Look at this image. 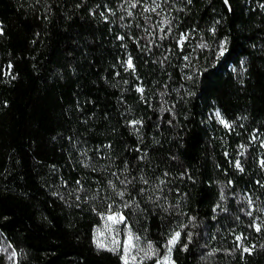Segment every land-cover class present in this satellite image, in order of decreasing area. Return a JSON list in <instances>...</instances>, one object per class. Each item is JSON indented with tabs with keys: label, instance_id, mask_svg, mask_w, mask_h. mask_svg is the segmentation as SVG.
Returning <instances> with one entry per match:
<instances>
[{
	"label": "trees",
	"instance_id": "obj_1",
	"mask_svg": "<svg viewBox=\"0 0 264 264\" xmlns=\"http://www.w3.org/2000/svg\"><path fill=\"white\" fill-rule=\"evenodd\" d=\"M0 29L17 264H124L94 239L116 213L179 232L175 264H264V0H0Z\"/></svg>",
	"mask_w": 264,
	"mask_h": 264
},
{
	"label": "rangeland",
	"instance_id": "obj_2",
	"mask_svg": "<svg viewBox=\"0 0 264 264\" xmlns=\"http://www.w3.org/2000/svg\"><path fill=\"white\" fill-rule=\"evenodd\" d=\"M190 67L197 69L198 66L195 63H190ZM217 112L219 111L216 110L213 112L212 118L216 120L218 124L224 126V124L221 123V119L224 121L226 120L222 117L220 112V116L218 118L216 115ZM262 148L264 150V142L262 143ZM107 216L109 215L104 216L102 224L97 227L94 232L95 244L96 246L98 243L101 245L100 247H97L98 249L108 250L116 247L113 243L114 239L119 240L120 247L117 251H120L123 255V244L127 239V232L130 228L125 221L124 223L113 225L111 221L106 219ZM149 244L151 243L143 241L139 238L137 246L129 255V264H175L172 259L174 246H170L168 244L165 248L159 249L151 244L153 252L150 254V258H146L145 251L147 250ZM169 247H171V252H169ZM132 256H135L136 258L133 260L131 259ZM165 257H168L167 261H165ZM0 264H17V254L9 247L6 241H2L0 244Z\"/></svg>",
	"mask_w": 264,
	"mask_h": 264
},
{
	"label": "snow or ice",
	"instance_id": "obj_3",
	"mask_svg": "<svg viewBox=\"0 0 264 264\" xmlns=\"http://www.w3.org/2000/svg\"><path fill=\"white\" fill-rule=\"evenodd\" d=\"M225 2H227V0H225ZM132 7H135L136 5L133 4L131 5ZM159 7V4H156L154 8L151 9V11H155L156 8ZM149 9H145V11H148ZM167 23V21H165ZM161 31H163V29H161ZM185 37H182L181 40L179 41V43L182 45L183 44V41H184ZM200 47H206V45H200ZM223 49H224V45L222 44L221 45V55H223ZM128 67L129 68H132V62H131V58H129V61H128ZM138 91H143L142 89H138ZM217 117L219 118L220 116V113L217 112L216 113ZM221 123L224 124V126L226 128L230 127V125L221 119ZM237 167H239V163H237ZM242 170V169H241ZM120 195L122 196L123 193H120ZM106 219L108 221H111L113 225H116V224H120V223H124L125 221V217L119 213H116V214H113V215H109L106 217ZM111 227V226H110ZM257 231H259V228H257ZM179 237H180V233L179 232H176L172 237L171 239L168 241V244L170 246H174L178 240H179ZM237 239H240L239 237H237ZM139 241V237L138 236H134V234L131 232V230L129 229L128 232H127V239L124 241V244H123V255H122V260L124 261V264H129V255L130 253L132 252V250L137 246V242ZM113 243L116 245V247L114 248H110L108 249L109 251H117L120 247V241L119 240H113ZM101 245L98 243L97 244V247H100ZM245 251H248V249H245ZM153 252V248H152V245L149 244L148 247H147V250L145 251V257L146 258H150V254ZM169 252H171V247H169ZM136 257L135 256H132L131 259H135ZM168 260V257H165V261Z\"/></svg>",
	"mask_w": 264,
	"mask_h": 264
}]
</instances>
